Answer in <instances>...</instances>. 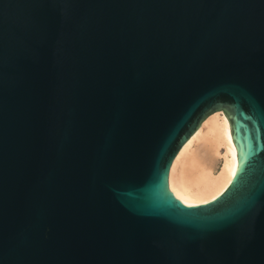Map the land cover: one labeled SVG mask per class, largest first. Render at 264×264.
Masks as SVG:
<instances>
[{"label":"water","instance_id":"obj_1","mask_svg":"<svg viewBox=\"0 0 264 264\" xmlns=\"http://www.w3.org/2000/svg\"><path fill=\"white\" fill-rule=\"evenodd\" d=\"M217 112L234 178L186 204ZM0 264H264V0H0Z\"/></svg>","mask_w":264,"mask_h":264},{"label":"bare ground","instance_id":"obj_2","mask_svg":"<svg viewBox=\"0 0 264 264\" xmlns=\"http://www.w3.org/2000/svg\"><path fill=\"white\" fill-rule=\"evenodd\" d=\"M236 168L230 122L223 112H217L176 157L170 173V192L186 204L208 203L229 187Z\"/></svg>","mask_w":264,"mask_h":264}]
</instances>
